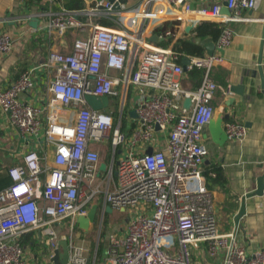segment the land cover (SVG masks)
<instances>
[{"label":"built area","instance_id":"built-area-1","mask_svg":"<svg viewBox=\"0 0 264 264\" xmlns=\"http://www.w3.org/2000/svg\"><path fill=\"white\" fill-rule=\"evenodd\" d=\"M189 2L140 0L129 9L123 0H93L83 8L28 15L54 38L41 64L0 89V110L21 139L31 141L0 190V264H28L21 239L36 230L53 257L59 237L51 225L66 218V264H94L96 254L89 256L73 232L76 218L94 203L101 220L108 206L125 215V228L106 238L104 264H194V251H205L216 264H264V247L248 254L235 231L220 230L201 168L208 155L203 131L215 116L212 100L219 89L210 72L232 41L226 24L253 21L244 13L257 0L199 8ZM172 9L220 25L213 54L184 55L150 41L161 13ZM67 33L74 35L69 45ZM12 44L9 33H0V55L10 54ZM195 69L201 71L198 85L184 88L181 78ZM37 71L50 77L40 106L26 99L38 87ZM86 95L108 102L93 110ZM111 99L117 115L114 108L103 112ZM223 129L228 140H241L247 131L236 121L224 122ZM157 132L166 136L164 147L147 150Z\"/></svg>","mask_w":264,"mask_h":264},{"label":"crops","instance_id":"crops-1","mask_svg":"<svg viewBox=\"0 0 264 264\" xmlns=\"http://www.w3.org/2000/svg\"><path fill=\"white\" fill-rule=\"evenodd\" d=\"M69 1L0 0V33H9L13 41L10 54L0 55V89L14 81L25 69L41 64L51 48L54 37L46 33L42 23L37 21L36 27L31 25L32 19L28 15L42 10L56 12L67 9L65 6ZM83 1L84 7L92 3ZM215 1H220L221 4L224 2V0H190L189 4L191 8H199ZM139 2L140 0H123L129 9L136 7ZM222 10L224 11L223 7ZM132 14L126 13L129 17ZM244 16L254 20L233 21L226 24L233 33L232 41L228 47L220 51L223 61L213 67L210 76L219 86L212 100L215 108L212 121L226 116L224 122L243 123L247 129L246 135L241 140L227 139L222 145H218L210 138L207 125L203 131V139L208 148V155L201 168L206 185L212 194L220 230L235 231L239 243L248 254H251L264 247V187L261 195H252L258 177L264 173V0H257L256 7L252 11L245 12ZM160 17L163 18L162 22L152 30L151 39L155 40L150 41L162 47L173 48L178 39L192 38L195 27L204 22L197 16L180 9L163 11ZM190 23L194 24L192 28H188ZM168 31L170 34H166ZM73 37L74 35L67 33L64 37L65 43L69 45ZM208 38L213 43L217 39L206 35L195 38L194 42L198 43L197 40ZM203 48V54H207L204 46ZM47 78L50 77L42 71L36 72L38 87L26 97L33 105L40 106L44 103ZM198 81L189 74L181 78L182 85L186 89H193L198 85ZM204 135H207V138H204ZM165 142V134L157 132L156 141L147 145L146 149L150 150L151 146L162 148ZM30 148L31 141L22 140L18 131L8 123L6 115L0 110V190L10 183L8 168L18 164L23 153ZM107 158L104 152L100 166L107 162ZM243 198L244 202H242ZM96 202L102 203V198ZM242 203H244V214L236 222L235 217ZM113 212L106 210L104 217ZM69 225L68 218L62 223L51 225L59 237L58 262L52 260L45 244L40 240L42 231H30L25 234L21 243L28 264H61L60 256L64 241L62 237L69 232ZM91 227L92 224L87 231H84L76 224L73 228L77 241L83 243L88 251L86 239ZM112 231L114 230L109 233ZM92 253L96 254L94 264L104 263L99 260L98 239L95 247L92 248ZM217 262L218 259L208 257L205 251L193 252L194 264Z\"/></svg>","mask_w":264,"mask_h":264},{"label":"water","instance_id":"water-1","mask_svg":"<svg viewBox=\"0 0 264 264\" xmlns=\"http://www.w3.org/2000/svg\"><path fill=\"white\" fill-rule=\"evenodd\" d=\"M88 3H91L93 0H86ZM110 3L114 2V0H107ZM119 6L117 3L114 4V9H118ZM224 11H226L224 9ZM36 23H37V18L32 19V21L30 22L31 25L36 27ZM193 23H190L188 25V28H192L193 27ZM151 40H155L154 38H152ZM199 45H202L205 47L206 52L208 55L213 54L214 50H215V45L213 43V41L208 38L205 40H197ZM188 63L187 60L183 61V68L185 69V65ZM263 86V83H262ZM85 100L87 105L93 109V110H99L101 109L103 106H105L108 102V98L106 96L103 97H96V96H92V95H86L85 96ZM190 106V100L189 99H184L183 101V107L188 108ZM130 115L135 117L136 114L134 111L130 112ZM227 117L225 116L224 118L219 117L216 121H210L208 123V134L210 136V138L212 139V141L218 145H222L226 140L227 137L224 133V119H226ZM204 138H207V135H204ZM105 163H102L100 166V170H105ZM263 187H264V173L258 177L257 181H256V189L255 191L252 193V195H261L262 191H263ZM250 195V194H249ZM242 202H244V198L242 199ZM99 209V205L97 203H94L91 205V207L89 208L87 214L85 216H78L76 218V224L78 225V227L84 231H87L89 226L91 224H93L95 222L96 216H97V212ZM107 211H111V208L108 206L106 207ZM244 214V203H242L241 208L238 212V214L235 217V221L238 222L239 218ZM62 255L61 257V264H66L67 260H68V249H67V244L65 241H62ZM58 258H59V252L56 249L54 251V255L52 257V260L55 262H58Z\"/></svg>","mask_w":264,"mask_h":264},{"label":"trees","instance_id":"trees-1","mask_svg":"<svg viewBox=\"0 0 264 264\" xmlns=\"http://www.w3.org/2000/svg\"><path fill=\"white\" fill-rule=\"evenodd\" d=\"M65 7L67 9L83 8L84 1L83 0H70L68 3H66ZM101 22L104 24H108V22L105 20H102ZM220 32H221V27L219 24L212 23V22H202L199 25H197L195 29L193 30L194 35L192 38L178 39L173 46V50L181 54L202 55L204 53V48L198 43H195L194 39L201 38L206 35L211 36L213 39H216L219 36ZM189 75L193 79H197L200 81L201 71L195 69L192 72H190Z\"/></svg>","mask_w":264,"mask_h":264},{"label":"rangeland","instance_id":"rangeland-1","mask_svg":"<svg viewBox=\"0 0 264 264\" xmlns=\"http://www.w3.org/2000/svg\"><path fill=\"white\" fill-rule=\"evenodd\" d=\"M126 23L130 24V20L126 21ZM110 108H114L113 99L110 100L109 107L103 109V112L108 113L111 110ZM115 109H116V106L114 108L113 115L118 114V112ZM125 224H126L125 215L115 212V211L113 212V214H110L109 216H105L102 220L100 219V217H96L95 222L92 224V227L86 239L88 240L87 243L89 246L88 255L92 257L93 255L92 248L95 247V243L98 239L99 240V260L104 261L106 238L109 234V231L114 230L116 232H119L125 228Z\"/></svg>","mask_w":264,"mask_h":264}]
</instances>
